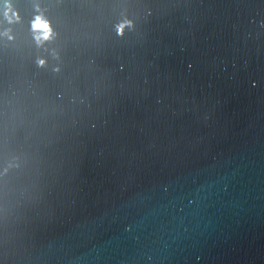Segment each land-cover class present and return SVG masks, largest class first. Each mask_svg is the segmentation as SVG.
<instances>
[{"label":"water","instance_id":"1","mask_svg":"<svg viewBox=\"0 0 264 264\" xmlns=\"http://www.w3.org/2000/svg\"><path fill=\"white\" fill-rule=\"evenodd\" d=\"M0 264H264V0H0Z\"/></svg>","mask_w":264,"mask_h":264}]
</instances>
